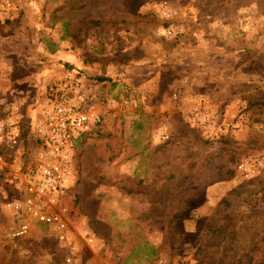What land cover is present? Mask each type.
<instances>
[{
	"label": "rangeland",
	"instance_id": "rangeland-1",
	"mask_svg": "<svg viewBox=\"0 0 264 264\" xmlns=\"http://www.w3.org/2000/svg\"><path fill=\"white\" fill-rule=\"evenodd\" d=\"M222 1L0 0V113L33 147L73 79L100 118L52 208L64 239L34 219L13 237L0 200V264H264V0Z\"/></svg>",
	"mask_w": 264,
	"mask_h": 264
},
{
	"label": "built area",
	"instance_id": "built-area-1",
	"mask_svg": "<svg viewBox=\"0 0 264 264\" xmlns=\"http://www.w3.org/2000/svg\"><path fill=\"white\" fill-rule=\"evenodd\" d=\"M201 101L185 117L187 126L198 130L211 123L209 109ZM17 113V107L0 113V200L13 221L11 235L26 234L30 225L27 219H34L52 226L64 239L65 222L52 208L67 190L78 140L100 118L73 79L48 85L41 115L31 129L33 147L28 146ZM259 163L264 170V154ZM239 167L246 175L255 173L249 159Z\"/></svg>",
	"mask_w": 264,
	"mask_h": 264
},
{
	"label": "trees",
	"instance_id": "trees-1",
	"mask_svg": "<svg viewBox=\"0 0 264 264\" xmlns=\"http://www.w3.org/2000/svg\"><path fill=\"white\" fill-rule=\"evenodd\" d=\"M222 2H224V0ZM150 251H151L150 257H151V256H153L152 254L155 253V250L154 249H150ZM261 262H262V260L254 261V262L253 261H250L249 264H260Z\"/></svg>",
	"mask_w": 264,
	"mask_h": 264
},
{
	"label": "crops",
	"instance_id": "crops-1",
	"mask_svg": "<svg viewBox=\"0 0 264 264\" xmlns=\"http://www.w3.org/2000/svg\"><path fill=\"white\" fill-rule=\"evenodd\" d=\"M12 110V109H11ZM16 116H17V114H16ZM24 120V119H23Z\"/></svg>",
	"mask_w": 264,
	"mask_h": 264
}]
</instances>
